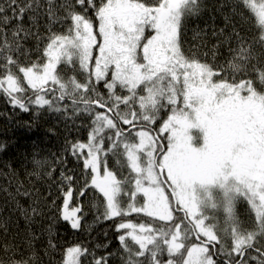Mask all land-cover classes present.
I'll use <instances>...</instances> for the list:
<instances>
[{
  "label": "snow or ice",
  "instance_id": "1",
  "mask_svg": "<svg viewBox=\"0 0 264 264\" xmlns=\"http://www.w3.org/2000/svg\"><path fill=\"white\" fill-rule=\"evenodd\" d=\"M0 100L87 131L33 153L48 197L0 170V264H58L89 212L112 238L59 264H264V0H0Z\"/></svg>",
  "mask_w": 264,
  "mask_h": 264
},
{
  "label": "trees",
  "instance_id": "2",
  "mask_svg": "<svg viewBox=\"0 0 264 264\" xmlns=\"http://www.w3.org/2000/svg\"><path fill=\"white\" fill-rule=\"evenodd\" d=\"M191 32L188 33L189 40L191 39ZM0 112H7L8 116H0V143L6 145L4 150L0 152V170L8 172L7 168H4L6 162H11L19 173L18 179L25 185L29 182L34 184L45 197H48L47 183H41L36 180L34 176L30 177L27 173L33 171V166L30 163L33 153L37 152L41 157H48L51 159L50 153H57L62 150L64 145L65 136L69 139H86L87 131L81 129L77 132L73 129L71 132L66 131L64 124L58 120V118L52 114H47L40 118L37 123L29 127L32 124V114L24 113L19 110H13L11 106L5 104L0 100ZM8 117H11L10 119ZM79 123V121L77 122ZM49 127L55 129V134L47 131ZM74 161L70 159L69 167H73ZM54 178H59V167L53 174ZM0 186H8V177L0 176ZM13 191L14 188H10ZM6 194L0 191V205H4ZM51 202V198H49ZM21 203L26 205V200L21 198ZM60 203V201H57ZM241 214V209H239ZM10 215L9 208L4 207L0 216L7 217ZM13 219L19 224V228H24L23 219L18 218V214L13 216ZM48 221H45L47 224ZM110 221L95 220L94 212H89L86 217L85 224L82 230H73L67 222L61 221L54 224V230L56 234V240L59 244V248L56 253L53 254L55 261H61V252L66 250L67 247L75 246L77 243H84L86 246L94 247L95 243L106 242L107 239L112 238V231L110 227ZM16 231V224H12L9 236ZM107 231L108 237H105L103 233ZM117 242L113 239V244ZM43 256V253L41 252ZM49 258L43 256V264H48Z\"/></svg>",
  "mask_w": 264,
  "mask_h": 264
},
{
  "label": "rangeland",
  "instance_id": "3",
  "mask_svg": "<svg viewBox=\"0 0 264 264\" xmlns=\"http://www.w3.org/2000/svg\"><path fill=\"white\" fill-rule=\"evenodd\" d=\"M246 205H240L239 209H241V218L242 219H246L247 215H246Z\"/></svg>",
  "mask_w": 264,
  "mask_h": 264
}]
</instances>
